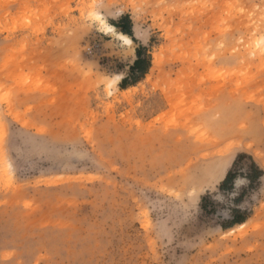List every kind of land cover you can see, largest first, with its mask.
I'll return each instance as SVG.
<instances>
[{"label": "rangeland", "instance_id": "374dc122", "mask_svg": "<svg viewBox=\"0 0 264 264\" xmlns=\"http://www.w3.org/2000/svg\"><path fill=\"white\" fill-rule=\"evenodd\" d=\"M241 154L264 171V0H0V264H264Z\"/></svg>", "mask_w": 264, "mask_h": 264}, {"label": "trees", "instance_id": "16d2710c", "mask_svg": "<svg viewBox=\"0 0 264 264\" xmlns=\"http://www.w3.org/2000/svg\"><path fill=\"white\" fill-rule=\"evenodd\" d=\"M121 24L113 23L112 25L119 29V31L130 38L134 42H136V39L134 38L133 30L131 27V21L128 16L121 18ZM145 48H138L136 51V60L131 68V73L129 77L123 78L121 81L120 86L128 88L132 86L133 84H137L140 80L144 78V76L147 74L149 68H150V62L147 58L144 56ZM248 158L250 160V164L247 167L248 172L245 174H241V176L245 179H247L250 184L252 185L254 182L259 181L264 176V171L256 164V162L252 159L251 156H247L246 154H241L237 157L233 164V169L230 170L225 178V180L222 182L221 189L225 190L230 186H234V181L237 177L238 172L235 168L242 166L240 163V159L242 158ZM207 197L202 198V204L201 208L203 210H207L208 204H207ZM232 220H230L226 225H223L222 228L226 229L227 227H233L235 225H241L245 223L246 218L242 215L243 213L241 210H233L232 212Z\"/></svg>", "mask_w": 264, "mask_h": 264}, {"label": "bare ground", "instance_id": "6f19581e", "mask_svg": "<svg viewBox=\"0 0 264 264\" xmlns=\"http://www.w3.org/2000/svg\"><path fill=\"white\" fill-rule=\"evenodd\" d=\"M104 23V22H103ZM104 25H105V28L106 29H108L109 31H111V32H114L115 31V27L114 26H111V25H107L106 23H104ZM107 30V31H108ZM108 31V32H109ZM117 35V37H118V39H120L121 41H123V42H125V44L126 45H131L132 43H133V40L129 37V36H127V35H125V34H123V33H117L116 34ZM157 58V57H156ZM159 59V58H158ZM155 60V59H154ZM158 62V61H157ZM160 64V63H159ZM240 227H243V225H241Z\"/></svg>", "mask_w": 264, "mask_h": 264}]
</instances>
